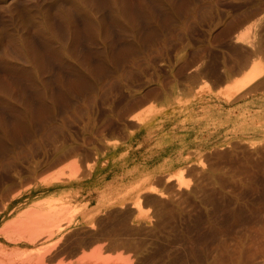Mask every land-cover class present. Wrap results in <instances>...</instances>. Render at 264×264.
Listing matches in <instances>:
<instances>
[{
  "label": "rangeland",
  "instance_id": "1",
  "mask_svg": "<svg viewBox=\"0 0 264 264\" xmlns=\"http://www.w3.org/2000/svg\"><path fill=\"white\" fill-rule=\"evenodd\" d=\"M151 106L140 148L163 170L141 217L110 207L46 263L98 245L131 264H264V0H0V204L75 157L133 148Z\"/></svg>",
  "mask_w": 264,
  "mask_h": 264
},
{
  "label": "bare ground",
  "instance_id": "2",
  "mask_svg": "<svg viewBox=\"0 0 264 264\" xmlns=\"http://www.w3.org/2000/svg\"><path fill=\"white\" fill-rule=\"evenodd\" d=\"M245 32L238 34L237 39L246 40L245 36L249 34ZM262 72L255 65L250 67L226 88L227 99L232 93L234 96L238 90V93L242 92L243 88L252 85ZM202 110L205 116L206 107L203 106ZM134 118L141 122L144 133L142 140L136 141L133 148L122 149L108 160L90 164L79 163L76 157L67 164L65 159V168L45 174L51 173L50 176L42 175L45 178L32 179L31 184L18 189L7 202L0 204V264H47L51 250L58 245L65 231L82 224L92 226L98 215L110 207L129 202L135 208L133 217H141V197L146 191H157L152 180L163 167L161 164L158 166L162 169L150 167V160L143 157V148H140L159 126L157 110L151 106ZM116 145L112 143L113 148ZM132 153L138 155L132 156ZM181 172L183 167L173 173L176 179ZM86 247L78 248L75 252L77 259L66 264H131L129 257L120 252H106L98 245L89 247V250ZM63 262L57 264H65Z\"/></svg>",
  "mask_w": 264,
  "mask_h": 264
}]
</instances>
